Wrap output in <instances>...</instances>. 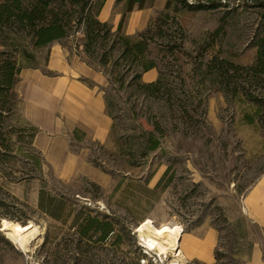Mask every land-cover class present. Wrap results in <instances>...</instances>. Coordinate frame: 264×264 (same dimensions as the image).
Masks as SVG:
<instances>
[{"label":"rangeland","instance_id":"374dc122","mask_svg":"<svg viewBox=\"0 0 264 264\" xmlns=\"http://www.w3.org/2000/svg\"><path fill=\"white\" fill-rule=\"evenodd\" d=\"M181 1L167 8V0H145L126 14L124 34L152 25L141 63L155 61L153 81H161L150 91L139 84L153 81L110 40L85 51L80 5L49 2L48 14L68 21V36L46 46H33L31 29L19 22L0 29V63L16 58L19 67L11 90L0 88V264H143L136 229L148 219L156 228L183 227L187 264H264V113L249 98L264 101V79L211 64L254 62L264 7L260 0H198L201 8ZM103 6L113 25L99 17ZM125 8L124 0H94L91 12L115 33ZM71 79L103 96L112 124L105 139L71 131L59 107ZM150 132L160 144L144 153ZM41 191L51 198L45 209ZM88 217L111 221L105 240L80 235ZM3 220L38 232L21 247Z\"/></svg>","mask_w":264,"mask_h":264},{"label":"trees","instance_id":"16d2710c","mask_svg":"<svg viewBox=\"0 0 264 264\" xmlns=\"http://www.w3.org/2000/svg\"><path fill=\"white\" fill-rule=\"evenodd\" d=\"M53 0H0V29H4L11 21H16L28 27L32 31L31 40L33 46L42 47L49 43L61 40L68 36L67 25L68 21L65 20L64 16L59 17L58 14L49 15L50 10L49 2ZM62 2H68L71 5H80L82 10H86L84 15L78 18V21L87 22L86 45L85 51L93 53V48L96 45L99 47H105V40H110L113 44V49L120 51V55L124 59L130 60L132 63L141 66L142 73L148 71L151 68H155L156 62L150 60L147 64H142L141 61L149 53L150 43L153 41V35L150 34L152 25H149L143 32H139L135 35H127L122 32V27L126 18V14L133 10L135 5L138 8L144 6L145 0H124L125 11L119 20L117 31L110 32L107 23H101L96 15L91 12V7L94 0H60ZM121 2L123 0H116ZM176 1L180 0H167L166 7L175 6ZM182 5L187 8H201L203 5L195 0L193 3H187V0H182ZM259 4L264 7V0H260ZM161 17H167L166 13H162ZM264 19V16H263ZM3 44L0 43V46ZM257 54L254 62L248 66H239L233 62L225 59H213L211 64L213 66H219L222 69H226V72L233 70L234 72H240L241 75L247 77V79L258 80L264 79V26L262 30V36L256 42ZM0 51V56H1ZM110 61V56H107V52L101 55V63L107 65ZM114 61V60H113ZM16 58L6 57L0 63V74L4 78V84L0 83V88L9 92L16 82V75L19 72V67L16 65ZM115 60L113 64L116 65ZM137 73V72H136ZM141 76V73H137L135 78ZM160 77L156 81L150 83L139 84L140 87L146 91L153 90L160 83ZM250 100L258 106L259 111L264 113V101H258L254 96H249ZM3 116V112L0 111V117ZM157 129L159 127L157 126ZM160 141L155 133L150 132L146 141L144 149L145 152L153 151L159 147ZM51 202V198L44 191L39 194V206L45 209L47 203ZM58 217L56 215H53ZM10 222L13 220L9 219ZM85 224L81 225L80 235H87L88 232L93 231L99 233L97 241H103L106 239L108 234L112 231V223L107 219L100 217H88L85 220Z\"/></svg>","mask_w":264,"mask_h":264},{"label":"crops","instance_id":"0c3cea01","mask_svg":"<svg viewBox=\"0 0 264 264\" xmlns=\"http://www.w3.org/2000/svg\"><path fill=\"white\" fill-rule=\"evenodd\" d=\"M104 8L105 6L101 9L99 17L103 15L102 21H110L113 25V16L109 19V17L104 14ZM144 75L148 81H153L156 77V72L151 68L146 71ZM54 83L55 82L52 83L53 87ZM66 84L68 85L65 93L62 95L61 104L59 102V107H61L66 121L73 125L71 131L76 129L75 127H80L82 131L87 134V137L99 140L105 139L110 132L112 124L107 115L103 96L96 92L94 88L90 87L88 83H82L71 79ZM55 101H59L56 95L54 103ZM49 118L50 123L54 121L53 124H56L53 115L52 118ZM261 186V188L264 189V184Z\"/></svg>","mask_w":264,"mask_h":264},{"label":"bare ground","instance_id":"6f19581e","mask_svg":"<svg viewBox=\"0 0 264 264\" xmlns=\"http://www.w3.org/2000/svg\"><path fill=\"white\" fill-rule=\"evenodd\" d=\"M3 230L13 241L25 247L29 240L36 236L38 230L32 223L23 226L13 225L7 220L2 222ZM139 239L147 246L156 248L159 252L170 251L177 259L184 258L182 246L189 240L186 238L183 227L179 224L170 223L156 228L150 219L142 222L136 229ZM36 238V237H35ZM184 264V263H183Z\"/></svg>","mask_w":264,"mask_h":264},{"label":"built area","instance_id":"2783aa9c","mask_svg":"<svg viewBox=\"0 0 264 264\" xmlns=\"http://www.w3.org/2000/svg\"><path fill=\"white\" fill-rule=\"evenodd\" d=\"M144 248L146 250H144V255H146L145 258H142V263L143 264H148L149 263V259L153 260L154 262L156 261V259L158 258L160 261H164V259L166 260L168 258V256H173V254L170 251H167L166 253L163 252H159L156 248L153 247H149L147 245H144ZM175 258H173V262H170L169 264H187L186 261H183L181 259H177L176 256H173Z\"/></svg>","mask_w":264,"mask_h":264}]
</instances>
